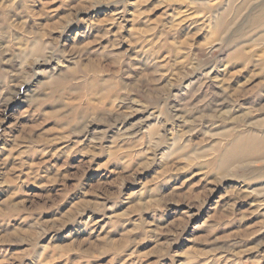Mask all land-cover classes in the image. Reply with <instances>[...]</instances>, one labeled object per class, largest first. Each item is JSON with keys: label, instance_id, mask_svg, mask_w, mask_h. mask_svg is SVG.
<instances>
[{"label": "rangeland", "instance_id": "rangeland-1", "mask_svg": "<svg viewBox=\"0 0 264 264\" xmlns=\"http://www.w3.org/2000/svg\"><path fill=\"white\" fill-rule=\"evenodd\" d=\"M0 264H264V0H0Z\"/></svg>", "mask_w": 264, "mask_h": 264}]
</instances>
